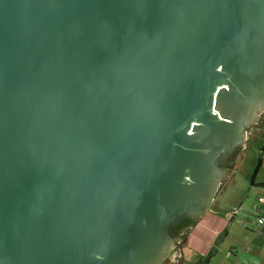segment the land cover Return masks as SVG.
Returning a JSON list of instances; mask_svg holds the SVG:
<instances>
[{"label": "water", "instance_id": "95a60500", "mask_svg": "<svg viewBox=\"0 0 264 264\" xmlns=\"http://www.w3.org/2000/svg\"><path fill=\"white\" fill-rule=\"evenodd\" d=\"M264 112V0H0V264H157Z\"/></svg>", "mask_w": 264, "mask_h": 264}, {"label": "rangeland", "instance_id": "374dc122", "mask_svg": "<svg viewBox=\"0 0 264 264\" xmlns=\"http://www.w3.org/2000/svg\"><path fill=\"white\" fill-rule=\"evenodd\" d=\"M249 132L245 146L235 152L228 172L220 180L209 208L196 220L195 226L178 240L180 254L177 259H174L176 241L172 240L157 264H204L207 258L213 264H234L235 256L242 253L243 247L251 248L255 237L261 238L264 246V234L257 233L255 229L257 212L254 210L257 196L264 197V156L261 154L264 113ZM260 158V167L253 176ZM231 210H237V213L229 220L227 212ZM240 219L249 221L247 229L239 222Z\"/></svg>", "mask_w": 264, "mask_h": 264}, {"label": "crops", "instance_id": "0c3cea01", "mask_svg": "<svg viewBox=\"0 0 264 264\" xmlns=\"http://www.w3.org/2000/svg\"><path fill=\"white\" fill-rule=\"evenodd\" d=\"M259 130V128H258ZM261 136H263L262 133H260ZM264 147V142L263 144H261V154L262 156H264V152H262L264 149L262 148ZM259 197H263V196H257V205L260 209L261 214L264 216V202H259L258 199ZM264 198V197H263ZM255 210V207H254ZM231 211L227 212V218L229 219L228 215L230 214ZM257 215V213H256ZM231 220V219H229ZM240 220H244L247 222V225L244 226L245 229H247L246 227H248V220L245 219H240ZM239 220V222H240ZM243 225V224H242ZM255 229H256V223H255ZM259 234H264V231L262 232H258ZM259 237H255L254 241H253V245L251 248L247 247H243V249L241 250L242 253H240L239 255L235 256L234 259V264H264V246L262 245V243L260 242ZM264 240V239H262ZM228 254H231V252H228ZM206 264H213V261L209 258L208 262H206Z\"/></svg>", "mask_w": 264, "mask_h": 264}, {"label": "flooded vegetation", "instance_id": "af4514ba", "mask_svg": "<svg viewBox=\"0 0 264 264\" xmlns=\"http://www.w3.org/2000/svg\"><path fill=\"white\" fill-rule=\"evenodd\" d=\"M264 113V112H263ZM262 113V114H263ZM262 114L260 115V117H262ZM259 117V118H260ZM259 120V119H258ZM258 120H257V122H255L254 124H256V123H258ZM253 124V125H254ZM252 126V125H251ZM250 126V127H251ZM250 127L249 128H247L246 129V140H247V137H250V132H249V129H250ZM245 140V141H246ZM245 146V144L243 145V146H238V147H236L232 152H230V153H228L224 158H222V159H220V161L218 162V165L220 166V167H224L225 168V170H226V172H228V168H229V166H230V164L232 163V158H233V156H234V154H235V152H237L238 150H240V149H242L243 147ZM230 170V169H229ZM221 183V182H220ZM218 191V190H217ZM217 191H216V193H217ZM216 193H215V195H216ZM215 195H214V197H215ZM183 218H181V219H179L175 224H173L170 228H169V233L173 236V237H182L181 236V234L183 235L184 234V232L183 231H181V234L180 235H176V228L178 227V225H179V223L181 222V220H182Z\"/></svg>", "mask_w": 264, "mask_h": 264}, {"label": "trees", "instance_id": "16d2710c", "mask_svg": "<svg viewBox=\"0 0 264 264\" xmlns=\"http://www.w3.org/2000/svg\"><path fill=\"white\" fill-rule=\"evenodd\" d=\"M263 149H264V147H262ZM261 161H262V159L260 158L259 159V161H258V163H257V165H256V167H255V170H254V172H253V176L257 173V170H258V168L260 167V164H261ZM252 185H254V183L252 182ZM258 214V213H257ZM261 214V213H260ZM257 216V215H256ZM256 216H255V218H256ZM195 224H196V220H193V219H190V218H183L182 220H181V222L179 223V225H178V227L176 228V235H180L181 234V231H183L184 233L186 232V231H188L189 232V230L193 227V226H195ZM184 235V234H183ZM182 234H181V236H183ZM208 258H207V260H206V262H208ZM206 262L204 263V264H206Z\"/></svg>", "mask_w": 264, "mask_h": 264}, {"label": "built area", "instance_id": "2783aa9c", "mask_svg": "<svg viewBox=\"0 0 264 264\" xmlns=\"http://www.w3.org/2000/svg\"><path fill=\"white\" fill-rule=\"evenodd\" d=\"M264 152V150L262 151ZM259 202H264V198L263 197H259L258 199ZM255 210L258 213L256 218H255V223H256V230L258 232H262L264 231V216L262 214H260V209L258 206H255ZM237 213V210H231L230 214L228 215L229 219H232ZM240 223L243 224V226L247 225V222L244 220H240Z\"/></svg>", "mask_w": 264, "mask_h": 264}]
</instances>
